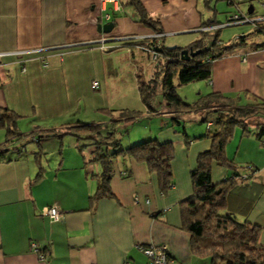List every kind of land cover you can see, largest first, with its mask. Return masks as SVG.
<instances>
[{"label":"crops","instance_id":"obj_1","mask_svg":"<svg viewBox=\"0 0 264 264\" xmlns=\"http://www.w3.org/2000/svg\"><path fill=\"white\" fill-rule=\"evenodd\" d=\"M140 1L159 19L161 33L140 23L136 10L120 0H0V106L21 116V133L37 135L41 129L76 121L108 124L103 110L117 114L137 108L148 120L135 125L124 147L151 138L175 145L172 182L165 192L144 163L120 154L113 159L112 196L90 206L95 189L91 174L100 171L98 163H84L90 150L80 151L79 143L66 136L39 142L18 138L12 149L0 153V264H147L140 247L149 243L167 247L172 257L168 264H210L208 257L191 252L190 233L181 227V202L192 194L190 172L199 153L210 147L211 137L186 143L181 127L172 122L174 113L154 105L153 114L142 102L130 103L133 95L140 96L136 75L144 72L143 62H151V74L157 65L156 52L135 41L152 37L156 44L186 46L204 29L241 23H227L238 13L233 12L224 22L201 26L213 16L204 0ZM255 13L254 8L253 19H264V12ZM108 21L114 23L111 31H100L98 25ZM243 25L231 29L227 40L245 35L248 44L213 60L210 79L197 82L199 94L239 96L241 105L264 102V46H248L264 36L257 41L254 26ZM94 80L97 89L91 87ZM259 107L249 119L248 133L234 129L226 145L227 157L249 178L230 191L225 212L260 227L258 243L264 246V137L257 136L264 106ZM190 112L180 114L187 136L206 135V124H194L203 122L205 109ZM5 136L0 129V144ZM39 147L40 164L34 159ZM211 176L217 183L233 175L214 163ZM50 206L62 212L60 220L44 214Z\"/></svg>","mask_w":264,"mask_h":264},{"label":"trees","instance_id":"obj_2","mask_svg":"<svg viewBox=\"0 0 264 264\" xmlns=\"http://www.w3.org/2000/svg\"><path fill=\"white\" fill-rule=\"evenodd\" d=\"M217 1L219 0H204V6L213 10V16L203 21L201 26L209 27L221 23L215 18L214 4ZM227 2L236 3L235 0H227ZM120 3L132 6L138 14L139 22L154 33L162 32L159 19L150 16L140 0H120ZM249 5L253 8V4ZM252 14L254 8L248 16L251 17ZM253 26L255 33L264 36V19L256 21ZM221 29L220 27L204 29L199 38L186 46L171 47L163 44L162 41L156 44V39L152 37L136 40L135 44L150 46L157 55L156 69L149 77L146 78L142 70L137 72V88L146 111L153 114L157 113L153 100L156 94L160 93L164 101V109L174 113L171 119L177 126L184 121L180 115L182 113L205 109L207 114L203 119L208 128L206 135L192 138L187 136L184 127L181 131L186 143L191 139L211 137L210 147L199 153L196 167L190 172L192 194L181 202V227L190 233L192 254L208 257L210 264H264V246L258 243L260 227L248 221L237 220L233 215L225 212L226 199L230 191L239 181L249 178L243 179L242 176L248 173H240L239 166L227 157L226 145L236 126H241L244 134L248 133L249 119L259 113V106H264V102L241 105L238 104L239 96L230 97L219 92H210L202 95L196 102L188 103L176 91L178 86L210 79L213 60L248 44V36L245 35L235 41L222 43L219 40ZM130 44L129 41L125 43L126 46ZM248 46L263 47L264 39L261 42L253 41ZM184 48L199 50V53L189 60H182L179 54ZM103 112L109 117L108 124L76 121L56 128L41 129L35 135L32 132L21 133L17 126L21 116L7 107L0 106V129L6 134L4 142L0 144V153L6 150L5 147L7 151L12 149L11 144L20 137L39 142L48 137L62 139L66 135H71L79 143L77 146L80 151L85 147L90 149L84 163L100 165V171L91 174L95 189L89 196L90 206L102 197L112 196L110 179L113 173V159L120 154L144 163L149 172L156 174L160 189L165 192L172 182L174 142L171 140L160 142L156 138H151L124 147L120 141L123 132L116 126L121 122L129 124L139 120L144 113L127 108L119 110L117 114H113L109 109ZM257 125L260 128L257 136L264 137V122L260 121ZM41 155L42 150L39 147L34 152V159L38 164ZM214 163L230 170L233 176L213 183L211 175ZM245 169L253 171L250 166H246ZM169 256L172 259L170 253Z\"/></svg>","mask_w":264,"mask_h":264},{"label":"rangeland","instance_id":"obj_3","mask_svg":"<svg viewBox=\"0 0 264 264\" xmlns=\"http://www.w3.org/2000/svg\"><path fill=\"white\" fill-rule=\"evenodd\" d=\"M235 2H236L235 4H229L227 2V0H219L215 3V7L217 10L216 16H217L218 21L224 22L226 19V16H228L230 13H233V12H238V13L243 12L244 14H247V9H248V6L250 3L253 4V6L255 8V12H256L255 14H263V12H264V9L262 6L264 3V0H235ZM245 23H248V24H245ZM241 24H244L243 26L249 27L248 29L253 28V24L251 22H243ZM241 24H239V25H227V24L222 25V27H223L222 33L219 35V37L222 38V40L231 39L232 36L229 35V33L232 31L231 29H233V30L235 28L238 29L237 27H240ZM253 35H254V39H256L257 41H260V39H261L260 35L261 34L256 33ZM156 57H157V55H155V58ZM154 66H155V64H154ZM142 68L144 71L143 72L144 76L146 78L149 77L151 75V62H149L148 60L144 61L142 64ZM197 82H199V81H197ZM197 82H192V83H189L186 85L178 86L176 91L183 99H185V101H187L188 103H194L202 96V94H199ZM140 102H142L140 96L137 95V98H135L133 95V99L131 100L130 103L137 104ZM160 102L162 103V106H161ZM153 105H156L159 108L160 107L165 108L164 107V101H163L160 93H157L156 96L154 97ZM143 106H144V104H143ZM131 109L136 110V111L138 110L139 112L144 113L143 110H140L137 108H131ZM191 113H192V111L190 112V114ZM147 120L148 119H146L145 117H141L139 120H136V121L129 123V124H128V122L127 123L125 122L124 123V124H126L125 127L122 124L123 122L119 123L117 128L119 130H121L124 127V130H125V131H122L123 133L120 137L121 145L123 146L126 143V141L129 140V138L133 137L132 134L137 128V126H135V125L140 124V123H146ZM191 122H193V121H189L186 124H188V126H189L191 124ZM184 123L185 122L182 121V124L180 125L181 130L184 127ZM194 124H196V125L200 124L202 126V128H205L204 126L206 123L201 122V121L200 122L197 121V122H194ZM133 126H135V127H133ZM249 126H252V125H249ZM235 129L240 130V129H242V127L238 125L235 127ZM129 131H131V132H129ZM66 138L73 139V137L71 135H66ZM32 143L33 142H26V145H32ZM85 150H86L85 153L88 154L90 149H89V147H85Z\"/></svg>","mask_w":264,"mask_h":264},{"label":"built area","instance_id":"obj_4","mask_svg":"<svg viewBox=\"0 0 264 264\" xmlns=\"http://www.w3.org/2000/svg\"><path fill=\"white\" fill-rule=\"evenodd\" d=\"M258 20L260 19H253L252 17H249L248 14L235 13L228 17L227 23L232 24L251 22L252 24H254ZM91 87L93 89H97L98 82L96 80L92 81ZM248 177V174H244L242 176L243 179H247ZM43 212L44 214L48 215L51 220H60L62 218V212L55 206L45 207ZM32 245L33 250L37 251V247L35 246V244ZM140 249L143 254L147 257V264H168L170 261H172L169 256V251L165 245H156L149 243L141 246Z\"/></svg>","mask_w":264,"mask_h":264},{"label":"water","instance_id":"obj_5","mask_svg":"<svg viewBox=\"0 0 264 264\" xmlns=\"http://www.w3.org/2000/svg\"><path fill=\"white\" fill-rule=\"evenodd\" d=\"M252 11H253L252 5H249L247 12L251 13ZM113 26H114V23L112 21H108L104 24H99L98 29L100 31L108 33L111 31ZM171 47H175V46H171ZM198 53H199V50H192L191 48H184L180 51L179 58L182 60H189L190 58H192Z\"/></svg>","mask_w":264,"mask_h":264}]
</instances>
